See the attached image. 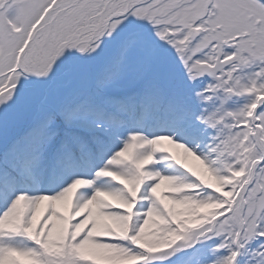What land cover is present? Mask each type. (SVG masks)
I'll return each mask as SVG.
<instances>
[{
	"label": "snow or ice",
	"instance_id": "6c2138e0",
	"mask_svg": "<svg viewBox=\"0 0 264 264\" xmlns=\"http://www.w3.org/2000/svg\"><path fill=\"white\" fill-rule=\"evenodd\" d=\"M0 264H264V0H0Z\"/></svg>",
	"mask_w": 264,
	"mask_h": 264
}]
</instances>
